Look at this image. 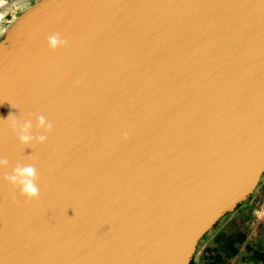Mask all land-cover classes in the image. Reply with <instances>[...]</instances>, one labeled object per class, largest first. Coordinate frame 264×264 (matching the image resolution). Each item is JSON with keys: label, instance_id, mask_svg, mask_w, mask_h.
<instances>
[{"label": "water", "instance_id": "obj_1", "mask_svg": "<svg viewBox=\"0 0 264 264\" xmlns=\"http://www.w3.org/2000/svg\"><path fill=\"white\" fill-rule=\"evenodd\" d=\"M0 158V264H190L264 174V0H35L0 39Z\"/></svg>", "mask_w": 264, "mask_h": 264}, {"label": "crops", "instance_id": "obj_2", "mask_svg": "<svg viewBox=\"0 0 264 264\" xmlns=\"http://www.w3.org/2000/svg\"><path fill=\"white\" fill-rule=\"evenodd\" d=\"M220 221L199 240L190 264H264V174Z\"/></svg>", "mask_w": 264, "mask_h": 264}, {"label": "clouds", "instance_id": "obj_3", "mask_svg": "<svg viewBox=\"0 0 264 264\" xmlns=\"http://www.w3.org/2000/svg\"><path fill=\"white\" fill-rule=\"evenodd\" d=\"M48 49L51 53H56L60 49L67 48V41L64 40L58 33L52 34L47 38ZM80 81L76 82L79 86ZM36 132L44 134H38L35 137V143L39 145H44L47 141V136L53 131V126L50 122L46 121L43 115L36 118ZM9 126L13 134L16 136L19 144L22 148L32 147L33 145V135L32 129L33 125L31 121H26L20 124L15 115L10 114L7 118ZM123 140L126 142L128 140V134L125 133ZM9 162L7 158H0V170L7 169ZM4 181L14 190H18L20 196L25 200L26 203H31L37 201L40 197V191L38 188L39 176L36 168L29 165L17 164L13 169L12 174H5L3 176Z\"/></svg>", "mask_w": 264, "mask_h": 264}, {"label": "rangeland", "instance_id": "obj_4", "mask_svg": "<svg viewBox=\"0 0 264 264\" xmlns=\"http://www.w3.org/2000/svg\"><path fill=\"white\" fill-rule=\"evenodd\" d=\"M34 1L35 0H0V18L1 15H4V17L0 19V39L3 37L4 31L13 19ZM222 218L217 222L221 223L220 220H222Z\"/></svg>", "mask_w": 264, "mask_h": 264}, {"label": "built area", "instance_id": "obj_5", "mask_svg": "<svg viewBox=\"0 0 264 264\" xmlns=\"http://www.w3.org/2000/svg\"><path fill=\"white\" fill-rule=\"evenodd\" d=\"M2 17H4V15H1V18H2ZM1 18H0V19H1Z\"/></svg>", "mask_w": 264, "mask_h": 264}]
</instances>
